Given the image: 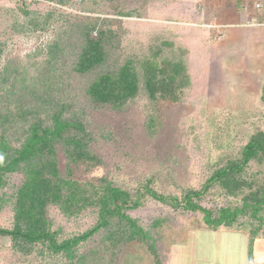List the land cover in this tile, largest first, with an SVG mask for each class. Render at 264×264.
<instances>
[{
	"label": "rangeland",
	"instance_id": "1",
	"mask_svg": "<svg viewBox=\"0 0 264 264\" xmlns=\"http://www.w3.org/2000/svg\"><path fill=\"white\" fill-rule=\"evenodd\" d=\"M96 18L106 19L103 28L112 34L110 66L132 64L142 88L149 67L181 64L185 75L174 84L179 88L155 98L140 90L119 110L94 107L85 94L90 79L71 71L72 53L51 79L45 73L48 46L62 31H76L74 25ZM259 28H264V0H0V72L4 66L19 71L6 87L51 88L52 98L71 103L91 135L86 162L70 163L57 150L59 178L79 184L93 200V193L107 186L128 192L132 200L145 188L166 199L144 194L137 208L125 212L145 238L114 240L126 228L116 219L78 244L71 256L0 237V264H168L173 247L192 242L194 232L212 231L199 210L184 208V200L204 191L217 171L239 161L248 142L264 133V59L258 55L264 32ZM23 181L20 174L6 179L2 229L13 228L15 191ZM239 181L237 191L215 181L192 202L214 216L252 204V194L264 189V156L251 160ZM73 209L46 207L58 242L98 222L95 205ZM257 217L240 216L230 231L264 238V209Z\"/></svg>",
	"mask_w": 264,
	"mask_h": 264
},
{
	"label": "trees",
	"instance_id": "2",
	"mask_svg": "<svg viewBox=\"0 0 264 264\" xmlns=\"http://www.w3.org/2000/svg\"><path fill=\"white\" fill-rule=\"evenodd\" d=\"M45 1L58 4L67 2ZM106 21L89 19L80 25H74L78 28L76 31H62L47 48L45 73L51 79L56 73L57 76L59 66L72 53L75 60L71 71L90 79L85 91L89 102L94 107L107 106L112 110H119L134 99L140 90H146L150 98H155L157 93L164 97L165 93L172 94L171 90L179 88L174 84L181 74L185 75V67L181 64H166L170 66V70L149 67L148 77L142 88L139 87L138 73L132 64L110 66L113 39L112 34L103 28ZM92 33L94 38L91 37ZM74 38L78 40L76 44L73 42ZM167 70L169 74L166 75ZM18 72L15 68L5 66L0 72V208L8 202L2 192L7 177L11 174L24 177L22 185L15 191L13 228H0V237H9L16 243L26 245L44 244L51 252L67 256H71L78 244L91 238L96 232L107 229L115 219L123 222L126 228L117 232L114 240L118 235L119 241L131 240L139 235L147 237L142 229H137L135 221L125 212L130 208H137L144 194L162 202L166 199L145 188L144 192L138 191V197L132 200L128 192L107 186L101 194L93 193L97 197L93 200L79 184L60 179L57 150L60 149L70 163L86 162L91 159L88 151L91 135L83 120L75 117L71 103L52 98L51 88L36 85L6 87L10 76ZM262 156L264 133L248 142L239 161L233 162L228 169L217 171L204 191L188 194L184 200V208L193 212L199 210L205 226L212 231L220 227L232 229L243 215L250 214L252 218H258L264 209V189L252 194V204L244 203L242 208L221 209L217 216L193 204L192 196H201L215 181H219L227 189L232 185L234 191H237L240 188L239 178L246 165ZM48 205H56L65 213L73 212V208L74 211H80L95 205L98 207V222L85 233L58 242L55 234L50 232L45 218ZM250 233H246L250 239L249 264H254L252 246L259 236L257 233L253 236Z\"/></svg>",
	"mask_w": 264,
	"mask_h": 264
},
{
	"label": "crops",
	"instance_id": "3",
	"mask_svg": "<svg viewBox=\"0 0 264 264\" xmlns=\"http://www.w3.org/2000/svg\"><path fill=\"white\" fill-rule=\"evenodd\" d=\"M258 31L262 33L264 28ZM258 55L264 59V40ZM249 244V236L242 232L225 228L198 231L192 242L173 247L168 264H249ZM252 257L254 264H264V238L254 240Z\"/></svg>",
	"mask_w": 264,
	"mask_h": 264
}]
</instances>
